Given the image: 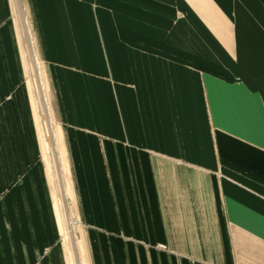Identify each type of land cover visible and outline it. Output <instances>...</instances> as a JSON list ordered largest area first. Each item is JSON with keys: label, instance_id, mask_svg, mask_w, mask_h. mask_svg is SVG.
I'll return each instance as SVG.
<instances>
[{"label": "crops", "instance_id": "obj_1", "mask_svg": "<svg viewBox=\"0 0 264 264\" xmlns=\"http://www.w3.org/2000/svg\"><path fill=\"white\" fill-rule=\"evenodd\" d=\"M24 1L80 264H264V0ZM24 79L0 0V264H67Z\"/></svg>", "mask_w": 264, "mask_h": 264}, {"label": "bare ground", "instance_id": "obj_2", "mask_svg": "<svg viewBox=\"0 0 264 264\" xmlns=\"http://www.w3.org/2000/svg\"><path fill=\"white\" fill-rule=\"evenodd\" d=\"M9 3L24 77L27 81L30 107L35 121L37 136L44 161V168L46 170L50 186V194L56 223L65 245V250L68 256V264H78L76 256L77 249L73 247L69 236V229H71L69 220L72 222V217L69 218V216L65 213V205L63 204L65 198H67L65 193L66 187L62 179V175L55 169L56 164L60 162L61 159L59 156V149L55 144L56 131L52 129L45 112L44 100L42 99L43 91L38 74L39 72H37L38 66L36 54L20 0H9Z\"/></svg>", "mask_w": 264, "mask_h": 264}, {"label": "rangeland", "instance_id": "obj_3", "mask_svg": "<svg viewBox=\"0 0 264 264\" xmlns=\"http://www.w3.org/2000/svg\"><path fill=\"white\" fill-rule=\"evenodd\" d=\"M20 3H21V6L23 7L24 15H25V18H26V21H27V24H28L27 26H28V29H29V32H30L32 43H33V48H34V51H35V54H36L37 66H38L37 67V70H38L37 72H39L38 74H39L40 81H41V88H42V91H43L42 99L44 100L45 112H46L47 118H48V120H49V122H50V124L52 126V129L54 131H56L55 144L57 145V147L59 149V156L61 157V159H60V162H58L56 164L55 169L62 175V179H63L65 187H66L65 193H66L67 198H65L63 204L65 205L64 206L65 213L69 216V218L72 217L71 218L72 222L69 220L70 228H71V229H69L70 230L69 236H70L71 243L73 244V247L77 249L76 250L77 251L76 252V256H77L78 264H80V248L82 246L81 240H80L81 227H80V224L78 222V219H77V216H76L75 207H74V204H73V200H72L71 195H70L71 188H70V183H69V176L67 174L66 164H65V161L63 160V156H62L60 130H59L58 125H57V116H56L55 106H54V102H53V97H52V94H51L50 89H49L48 80L46 78L45 66L42 63V61H41V59L39 57L38 51H37V47H36V43H35V39H34V35H33V30H32V26H31V22H30V18H29V15H28V10H27L25 1L24 0H20ZM24 83L26 84L25 86H26V89H27L26 78L24 79ZM27 93H28V91H27ZM29 103H30V100H29ZM33 121H34V118H33ZM34 124H35V121H34ZM35 129H36V125H35ZM36 134H37V131H36ZM37 139H38V136H37ZM38 143H39V140H38ZM39 147H40V144H39ZM40 152H41V148H40ZM40 156H41L40 160H41V163H42L43 168H44V161H43V158H42V153H41ZM44 172H45L46 180H47V183H48V178H47V174H46L45 168H44ZM48 186H49V183H48ZM49 189H50V186H49ZM71 194H72V192H71ZM75 218H76V220H75ZM60 237H61V235H60ZM61 241H62L61 245L63 246L65 257H66V261H67V264H68V256H67V252L65 250V245L63 243L62 238H61Z\"/></svg>", "mask_w": 264, "mask_h": 264}]
</instances>
